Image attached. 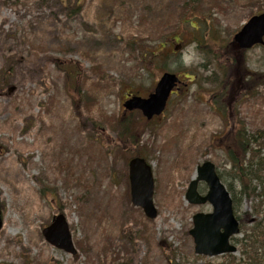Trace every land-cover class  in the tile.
I'll list each match as a JSON object with an SVG mask.
<instances>
[{
    "label": "rangeland",
    "instance_id": "rangeland-1",
    "mask_svg": "<svg viewBox=\"0 0 264 264\" xmlns=\"http://www.w3.org/2000/svg\"><path fill=\"white\" fill-rule=\"evenodd\" d=\"M262 12L264 0H0V264H193V216L212 207L190 205L186 193L206 161L234 191L243 228L264 223V199L240 193L225 153L213 146L241 126L264 133V82L257 89L247 82L264 74V46L241 56V82L224 90L226 119L206 79H220L228 66L222 48L234 50L235 33ZM206 19L209 50L199 42ZM175 37L187 46L180 55L172 52ZM211 50L219 58L212 65ZM164 71L189 86L152 126L140 112L124 115L126 95L147 97ZM124 117L133 121L130 145H120L122 129L108 121ZM137 154L153 168L155 220L131 202L128 163ZM199 191L208 188L201 183ZM59 213L75 256L43 236Z\"/></svg>",
    "mask_w": 264,
    "mask_h": 264
},
{
    "label": "water",
    "instance_id": "water-1",
    "mask_svg": "<svg viewBox=\"0 0 264 264\" xmlns=\"http://www.w3.org/2000/svg\"><path fill=\"white\" fill-rule=\"evenodd\" d=\"M264 14L253 17L235 36V42L241 49H250L257 44H264ZM180 83L178 77L165 73L158 82L154 93L147 99L133 97L124 104L129 110H141L143 115L152 120L160 116L167 105L168 99ZM15 91L10 88L9 93ZM132 202L136 207L144 210L150 219L157 217V210L153 203L154 179L151 167L144 159L134 158L129 164ZM205 182L209 187L206 196L198 193V184ZM187 200L193 205L210 203L212 214H196L193 218L194 228L190 235L194 238L197 255L216 257L234 254L237 248L230 244L232 236L239 234V223L234 217L232 199L225 186L221 183L215 171V166L207 162L198 168L197 178L191 182L187 192ZM2 227L0 211V229ZM46 240L58 249L75 254L72 236L63 215L56 217L51 226L43 232Z\"/></svg>",
    "mask_w": 264,
    "mask_h": 264
},
{
    "label": "trees",
    "instance_id": "trees-1",
    "mask_svg": "<svg viewBox=\"0 0 264 264\" xmlns=\"http://www.w3.org/2000/svg\"><path fill=\"white\" fill-rule=\"evenodd\" d=\"M191 8L193 12H196L195 6ZM196 15L195 13H191V18H195ZM184 16H188L185 11L182 14V18ZM202 40H205L204 36H202ZM200 44L202 45V49H210V47L206 45L207 42ZM231 48L234 47L232 46ZM226 50V48H222L221 59L223 61L222 63L228 64L227 68L222 69L220 79L215 75L209 77L210 84L217 87L219 92H221V89L225 85L231 83V80L234 81L239 76L240 66L243 63L242 58H239L235 49L231 50V52ZM206 58L208 64L210 63L211 65L215 58L219 59L214 50L207 52ZM231 59H235L234 66L230 64ZM165 64L166 63H164L162 68L165 67ZM248 78V85L258 82V84L251 86H254V88L256 87V89L259 87V84H261L260 82H264L261 81L262 79L264 80V74H253ZM219 98H222V96H219ZM108 121L109 123L112 122V125L122 129L120 145L131 143L130 139H134L133 142L136 141L135 131L132 126L133 121L131 119L124 117L109 119ZM222 137H220L219 141L213 144V146L219 145L218 148L225 153L227 162L231 165L232 172H235L236 176H234V178L237 179L240 185V193L244 196L264 199V156L262 154L264 151V133L249 135L244 129H238L237 131L229 130ZM99 142L102 145L104 144L100 140ZM107 142L110 143V140H107ZM248 156H250L249 159ZM253 183H256V185L251 187ZM258 188L260 191L256 193ZM229 189L231 190V186ZM256 212H260L259 209H257ZM252 230L251 233L245 232V238L238 241L240 243L239 252L241 255L239 258L234 255H228L224 256L221 262L211 264H264V228H254ZM197 259L198 258L194 260L195 262L193 264L197 262Z\"/></svg>",
    "mask_w": 264,
    "mask_h": 264
}]
</instances>
